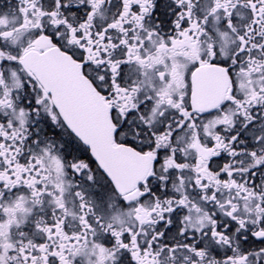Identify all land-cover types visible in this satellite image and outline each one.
I'll return each mask as SVG.
<instances>
[{"label":"snow or ice","instance_id":"1","mask_svg":"<svg viewBox=\"0 0 264 264\" xmlns=\"http://www.w3.org/2000/svg\"><path fill=\"white\" fill-rule=\"evenodd\" d=\"M0 264H264V0H0Z\"/></svg>","mask_w":264,"mask_h":264}]
</instances>
